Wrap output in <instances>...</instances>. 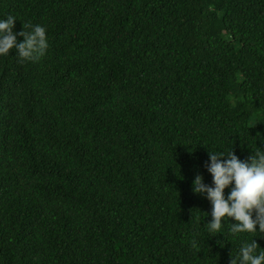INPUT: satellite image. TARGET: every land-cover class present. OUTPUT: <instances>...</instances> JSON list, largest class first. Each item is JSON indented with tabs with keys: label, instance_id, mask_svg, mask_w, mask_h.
Segmentation results:
<instances>
[{
	"label": "trees",
	"instance_id": "trees-1",
	"mask_svg": "<svg viewBox=\"0 0 264 264\" xmlns=\"http://www.w3.org/2000/svg\"><path fill=\"white\" fill-rule=\"evenodd\" d=\"M7 15L49 48L0 57V264H230L251 237L210 236L193 182L212 184L209 151L247 160L264 135V0H0Z\"/></svg>",
	"mask_w": 264,
	"mask_h": 264
},
{
	"label": "clouds",
	"instance_id": "clouds-1",
	"mask_svg": "<svg viewBox=\"0 0 264 264\" xmlns=\"http://www.w3.org/2000/svg\"><path fill=\"white\" fill-rule=\"evenodd\" d=\"M16 22L13 15L0 18V57L15 50L22 61L43 58L49 48L46 27L23 24V30L17 33ZM254 139L256 147L247 160H241L232 149L209 151L210 162L205 167L212 184L207 185L203 175H197L193 182V192L204 196L212 206L207 213L211 220L204 226L210 236L224 235L225 226L230 225L229 235L251 237L240 244L235 254L232 252L230 264H264V248L257 243L258 237H264V149L257 146V141H264V135L258 134ZM191 246L198 249L195 237Z\"/></svg>",
	"mask_w": 264,
	"mask_h": 264
}]
</instances>
